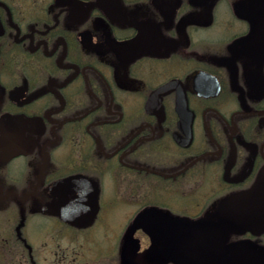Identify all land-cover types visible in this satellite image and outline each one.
Listing matches in <instances>:
<instances>
[{"label": "flooded vegetation", "instance_id": "obj_1", "mask_svg": "<svg viewBox=\"0 0 264 264\" xmlns=\"http://www.w3.org/2000/svg\"><path fill=\"white\" fill-rule=\"evenodd\" d=\"M257 9L264 0H0V200L76 229L112 212V242L131 218L149 235L175 233L158 245L229 233L248 264L264 249ZM70 178L97 185L84 226L44 210L76 199L75 186L51 193ZM39 250L0 245V258L35 264Z\"/></svg>", "mask_w": 264, "mask_h": 264}, {"label": "rangeland", "instance_id": "obj_2", "mask_svg": "<svg viewBox=\"0 0 264 264\" xmlns=\"http://www.w3.org/2000/svg\"><path fill=\"white\" fill-rule=\"evenodd\" d=\"M257 12L264 21V9H257ZM12 206L13 201L0 200V245H36L40 252L35 264H113L112 258L118 259L116 264H127L124 261L128 256L126 241L134 233L142 246L140 252L132 254L129 264H213L232 247L245 251L244 245H225L229 235L225 232L216 234L215 245H158L160 240L169 242L174 239L175 233L158 230L149 235L137 230L133 218L127 225L129 230L118 228L120 232H117L116 229L118 236L112 242L104 237L110 234L104 224L115 225L118 218L112 212L105 216L106 223L98 224L96 219L90 227L76 229L50 216L20 217L18 207ZM233 232L239 234L236 230ZM22 256L19 253L13 256L4 254L0 262L3 259L5 264H24Z\"/></svg>", "mask_w": 264, "mask_h": 264}, {"label": "water", "instance_id": "obj_3", "mask_svg": "<svg viewBox=\"0 0 264 264\" xmlns=\"http://www.w3.org/2000/svg\"><path fill=\"white\" fill-rule=\"evenodd\" d=\"M250 19L252 15L248 16ZM75 186L78 189V195L73 202L65 203H51L45 206L44 210L51 214H57L61 219L70 222L75 226H84L88 224L95 216L97 205V185L92 181L76 182L75 180L66 179L57 182L51 187V193L54 195L56 192ZM89 187L91 195L86 196L80 188ZM84 193V194H83ZM140 249L139 240L133 238L128 245V251L132 254L138 252ZM264 249L262 247L256 248L247 259L248 264H259L263 260ZM243 252L235 247L227 250L220 256L213 264H244Z\"/></svg>", "mask_w": 264, "mask_h": 264}]
</instances>
